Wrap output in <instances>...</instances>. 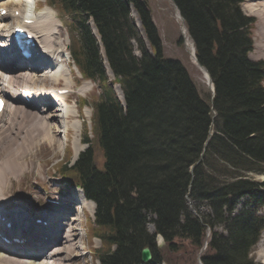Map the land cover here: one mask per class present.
<instances>
[{"label": "trees", "instance_id": "obj_1", "mask_svg": "<svg viewBox=\"0 0 264 264\" xmlns=\"http://www.w3.org/2000/svg\"><path fill=\"white\" fill-rule=\"evenodd\" d=\"M173 1L212 80V104L179 60L163 56L145 1L48 0L72 18L79 34L72 36L71 57L100 87L92 128L83 130L87 148L56 173L95 204L88 235L100 240L92 248L97 264H140L145 246L152 252L148 264H173L170 254L201 249L207 228L202 264H254L249 253L264 229V180L249 176L264 174V61L249 58L255 19L241 11L244 0ZM130 4L151 53L129 15ZM89 17L119 77L125 107L107 82ZM187 198L199 218L188 211ZM203 205L207 214L200 213ZM218 225L225 233L216 231Z\"/></svg>", "mask_w": 264, "mask_h": 264}, {"label": "rangeland", "instance_id": "obj_2", "mask_svg": "<svg viewBox=\"0 0 264 264\" xmlns=\"http://www.w3.org/2000/svg\"><path fill=\"white\" fill-rule=\"evenodd\" d=\"M13 1L14 0H4L3 2L5 4H2L6 5L8 8H19L20 11L23 12L22 14H24V10H29L28 7H24L23 3L21 5ZM19 1L20 3L22 2V0ZM143 1H145L148 5L151 20L155 25L160 38L161 50L163 55L168 58L179 60L189 72V75L195 83L200 95L205 96L207 94L208 97L210 94V90L203 78L202 71L198 68V64L194 61L189 49L184 44V39L180 40L181 26L180 22L178 21L179 19H177L176 17L177 13H175L176 10L172 1ZM45 3L44 0H39V4L37 7L45 5ZM248 6H254V9H256V14H251L248 10ZM241 9L244 14H246L247 16H252L255 19L254 27L252 29L253 50L250 52L249 57L254 60L264 61V40L262 41V39H264V34L261 30V28L263 29L262 26L264 25V22H262L264 20V0H244L241 3ZM131 15L133 16L135 23L138 22V16L134 10H131ZM67 17L68 16L64 15V21H60L59 19L55 21V23H57L56 29L54 30L56 34L50 35V37H52L51 42L49 41L51 44H53L52 39L55 36L57 42L61 43L60 48L64 51L63 55H66L64 63L62 64L63 70H65L64 78H66V80L60 79L58 80V82H54L42 73H32V76L37 82L35 84L37 85L31 86L30 88L37 93H41L45 90V93L48 92L51 95L53 94L55 87L67 85L73 90V94L67 98L66 103L73 110V113L69 114L67 119L68 132L65 138L62 133V128H60L61 132L59 131L58 133H55L56 131H54L52 126L54 123L56 124L54 120L49 122L50 125H52L51 128L48 127L47 130H43L42 127L33 124L28 120L29 118L19 119V117H17L18 114L13 117L11 125H5V123L0 120L1 132L4 134V136H7V138L9 136L8 142L7 139L5 140V142H2L4 144H7L4 150L9 148L10 144L16 151L26 150V155H24V158H19L16 162H13V160L11 159L10 162L5 158V156L0 155V189L5 187V190L3 192L7 191V193L4 197L8 198L5 203L0 204V208H8V205H11L13 203L18 205H26L25 203L27 202L28 208L27 210H24L34 213L36 211L34 210V208L40 204L44 206V208L51 205L55 206L58 202L59 205H62V203L65 204L66 206H68V208H70L69 213L71 216H69L68 219H73L74 226L77 228V230L75 229L74 231L78 233L77 235L75 234V243L78 249L74 253V255L70 257L69 261L66 264H95L90 250L92 247L98 248L100 244L97 238L91 239L92 242L90 243V239H88L86 234L87 223L89 221H92L91 218L93 214L84 206L83 203L81 204V206H72V202L69 201L68 197H65V193L63 191L65 189L67 190V188H64L62 185L59 186V183H61L62 181L56 176L57 173H55L60 164L67 163L68 165H70L74 161V159H76L77 155L74 158V142L77 146H79L78 153L84 150V148L86 147V144H83L80 141L81 130L83 128H81V116L88 120L90 117V108L84 107L82 110V115L79 114L76 117V115H74L76 109V100H78V97L81 95L85 96L88 101H93V99H96L98 97V93L91 94L94 91V88L92 87L93 84H91L90 86L82 87L83 81L80 79L78 72L74 67H72V64L70 62L67 46L70 43L69 36L71 37V35H74L75 32L71 31V26L69 23L71 22V20ZM261 17L263 18V20ZM10 20L12 24H14L16 21L17 23L20 22L18 18L17 20H12L8 17L5 18V27L2 31L3 33L10 32ZM87 21L88 26L90 27L91 34L97 41L98 50L102 51L101 44L98 40L99 35L96 32L94 22L90 21L89 18L87 19ZM138 30L144 39L146 47L149 51H151V48L146 40L141 26H138ZM38 31L40 32L41 30ZM134 47H136V44H134ZM135 54L138 55V51L136 49ZM52 55L55 56L56 54ZM67 63L68 68H66V66L64 65ZM104 68L105 74L112 78V74L109 71L107 64L106 66H104ZM60 70L62 71V69ZM69 71L71 73L70 76ZM79 80L81 81L78 82ZM83 88H85V91L82 90ZM23 109L25 108L22 107L21 110ZM53 112L54 107L48 108L46 111V115H51ZM55 113L59 114L57 111ZM59 124H62V120H59ZM48 135L53 136L52 138L55 139L53 143L48 142ZM16 151H14V153ZM0 154H2V152ZM67 159H69V161L65 162V160ZM249 176H254L255 180L264 179V174L250 173ZM38 185L41 187L38 188ZM9 186H11V189L9 188ZM43 189L45 190V192H43ZM74 190L75 193H77L78 188H75ZM48 198H54L52 202L53 204L49 202ZM18 200H22L24 204ZM244 200L245 198L239 200L234 210L235 213H237V211L242 208ZM59 205H57V207H60ZM187 207L188 211L197 214L194 203L190 199L187 200ZM44 208L41 211H43ZM15 210L22 212L23 215H26L27 213L17 207H14L13 211ZM208 212L209 209L205 205L200 207V213L207 214ZM259 212L264 216V210H260ZM150 217L151 216L148 215V218ZM146 227L150 232H153V226L149 220L146 224ZM216 231L224 233V227L218 225L216 226ZM78 235L80 236L79 239H77ZM156 243L160 249H164L163 242L160 238H156ZM251 249L252 250L249 253V256L251 257L253 263L264 264V259L262 257V255L264 254V230L262 231L257 243L254 244ZM199 254L200 252L192 253L191 251L177 252L170 254V257L172 258L173 264H198Z\"/></svg>", "mask_w": 264, "mask_h": 264}, {"label": "bare ground", "instance_id": "obj_3", "mask_svg": "<svg viewBox=\"0 0 264 264\" xmlns=\"http://www.w3.org/2000/svg\"><path fill=\"white\" fill-rule=\"evenodd\" d=\"M13 2L18 3V4H22V3H20L19 0H14ZM2 3L3 2H1L0 5L5 6ZM25 6H26V8L27 7L29 8L28 11L27 10L25 11L26 17L33 18L32 16H28L29 13H32V9H31L32 6L30 4L28 6L24 5V7ZM254 8H255L254 6L248 8V10L251 14H256V11H255L256 9H254ZM33 12L35 13V11H33ZM38 16H40V17H38ZM177 18H179L181 20V17H180L178 12H177ZM52 19H54V18L53 17L50 18L48 10L45 9L42 12H39L38 14H36V18L34 19L35 23L30 25V26L38 27V29H41L39 34H40V36L41 35L43 36V38L41 39V41H43V45L41 47L44 48L42 53L44 54V56L46 58L50 59V63H54V60H56V58L60 57L62 54V50L57 49V48L61 47V43L57 42L55 36L52 39L53 44L50 43L51 37H52V36L50 37V35L56 34V32H54V30L56 29V26H57V23L52 21ZM262 20H263V18H262ZM262 22H264V20ZM262 27H263V29L261 28V30L264 34V25ZM183 31H184V36H185L184 37L185 45L189 49L190 54H192L193 59H195L194 58L193 45H192V42H191L189 36L187 35V33L185 31L184 25H183ZM263 40L264 39H262V41ZM0 46L2 47L1 43H0ZM55 51L58 53V55L55 56L52 60V57H50V56ZM33 58L36 59L35 57H31L30 59H33ZM2 63H3V60L0 57V65ZM25 63H27V62L25 61ZM60 67L61 66H58V69H55V70L51 69V67L47 68L46 72L51 73L50 74L51 75L50 80H52L54 82H58L59 78L66 80V78H64V71L65 70H63V68L62 67L60 68ZM59 68L62 69V71ZM202 74H203V78H204L205 82L207 83L208 86H210L208 76L204 72V70H202ZM39 75H41V74H39ZM5 77H6V79H5ZM41 77H43V76H41ZM24 80L26 81V83L29 84L30 87L37 85V84H35L37 82L34 79V77L30 74L25 73V72H20V74L17 73L11 77H7V76L3 77V81H6L7 86L12 85L13 90H15V88L13 86L18 85V83L21 81L24 82ZM40 82H42V81H40ZM25 86H27V85H25ZM36 88H38V87H36ZM115 89H116L117 94L121 97V92H120L119 87L116 86ZM31 93L34 96L37 94V92H35L33 90L31 91ZM46 95L49 96L50 94L48 92H46ZM40 96L43 97V95H40ZM60 99L63 103L61 116L55 115L54 113H52L51 115H46L45 114L46 112L44 113V112H41L39 110L28 108L25 105L9 104V106L11 107V112H13L12 118L15 117L17 114L22 115V118H25V119L29 118L28 119L29 121H31L33 124H35L37 126L42 127L43 130H47L48 127L51 128L52 124L50 125L49 122L54 120V122H56V124L54 123L52 126H53L54 131H56L55 133H58L60 131V125H59V123L57 125V122H58L57 119H59V118L60 119H67L68 115L73 113V110L71 109V107L64 104L66 102L65 97H60ZM44 106L46 107V105H44ZM22 107L25 109L21 110ZM74 114L76 116L78 115V113L76 111L74 112ZM52 137L53 136L48 135V142L49 143H53L55 141V139H53ZM6 139L8 142L9 136H8V138H7V136H4V134L1 132V128H0V153L2 152V154H0V155L5 156V158L10 162H11V160H13V162H16L19 158H24V155H26V153H25L26 150L25 151H21V150L16 151L12 148L11 144H10L9 148L4 150V148L6 147L7 144H4L2 142L3 141L5 142ZM78 147L79 146H77L76 143L74 142V157L76 156V154L79 151ZM14 151H16V152L14 153ZM3 161H4V159H3ZM4 190H5V187L0 189V204L5 203L6 200L8 199V198L4 197L7 193V191L3 192ZM79 198H80L81 202L84 204V206L91 213H93V209H94L93 203L83 199L81 196ZM13 206L14 207L19 206V207H22V210H24V209L27 210L26 205H18V204H14V203L11 205H8V208L13 207ZM64 207L65 206L60 207V210L57 211L58 212L57 216L53 217L54 220L51 223H48L46 226H42V225L36 226L35 234H37V238L34 239V241H36V243H34V241H33L32 245L29 246L28 249L17 250V249H13L9 246L0 244V264H66L69 261L70 257L73 256L74 253L78 249V247L75 243V234L77 235L78 233L74 231L75 229L77 230V228L74 226L73 219L69 220L67 218L68 216L65 213ZM61 208H63V209L61 210ZM2 209H6V208H0V211ZM41 215H44V214H41ZM5 216L9 220H11L12 222L14 221L13 222L14 225H16L19 222V219H22V220L24 219V221L26 220V218L23 217L22 212H20L18 210H15L13 212L10 211L8 214L6 213ZM26 217L29 218V215L27 214ZM66 220H69V221H66ZM32 227H33V225L30 224V229H28L29 233L33 232L34 229H32ZM2 230H3L2 231L3 235L9 233L8 229H2ZM79 237L80 236L78 235L77 239H79ZM262 257L264 259V254L262 255Z\"/></svg>", "mask_w": 264, "mask_h": 264}, {"label": "water", "instance_id": "obj_4", "mask_svg": "<svg viewBox=\"0 0 264 264\" xmlns=\"http://www.w3.org/2000/svg\"><path fill=\"white\" fill-rule=\"evenodd\" d=\"M175 7L177 9L176 5H175ZM183 23H184V21H183ZM199 66H200V68H202V70H204L206 72V74L209 77L207 70L203 66H201V65H199ZM209 81L211 82L210 77H209ZM212 90H213V88H212ZM157 237L161 239V236H157ZM140 258H141L140 260H141L142 264H146L151 260L152 255H151L150 249L148 247L142 248L141 253H140Z\"/></svg>", "mask_w": 264, "mask_h": 264}]
</instances>
